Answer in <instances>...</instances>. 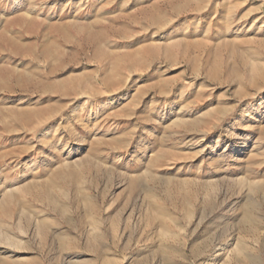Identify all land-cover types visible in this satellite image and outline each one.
<instances>
[{
  "label": "rangeland",
  "instance_id": "rangeland-1",
  "mask_svg": "<svg viewBox=\"0 0 264 264\" xmlns=\"http://www.w3.org/2000/svg\"><path fill=\"white\" fill-rule=\"evenodd\" d=\"M0 264H264V0H0Z\"/></svg>",
  "mask_w": 264,
  "mask_h": 264
}]
</instances>
